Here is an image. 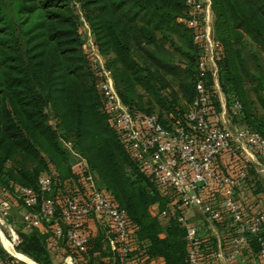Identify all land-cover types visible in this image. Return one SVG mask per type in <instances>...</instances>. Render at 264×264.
Here are the masks:
<instances>
[{
    "label": "trees",
    "instance_id": "1",
    "mask_svg": "<svg viewBox=\"0 0 264 264\" xmlns=\"http://www.w3.org/2000/svg\"><path fill=\"white\" fill-rule=\"evenodd\" d=\"M210 2L213 33L223 50L218 60L220 87L227 101H240L236 113L240 124L264 136V120L254 110L255 102L264 109V74L257 52L250 49V58L260 69L254 73L243 48L248 36L264 50V0ZM76 3L126 104L147 112L155 111L154 103L167 111H183L176 106L174 88L168 96L163 92L169 85L166 73L177 74L180 69L156 40L158 29L162 34L171 31L165 37L183 57L188 77L179 86L188 101L193 97L199 48L191 29L179 20L186 13L184 0H0V184L19 206L15 185L35 187L42 172L50 174L56 191H67L64 180L77 178L78 173L68 164L71 152L62 138L73 139L97 186L127 209L147 257L161 256L165 264H188L183 226L174 218L161 226L152 207L157 198L153 179L130 157L102 109L82 48L83 35L73 9ZM140 88L148 95L146 107L141 104ZM215 105L218 108V101ZM50 114L59 131L49 122ZM73 181L70 189L75 188ZM26 229L20 231L15 249L39 264H52L51 224ZM92 239L83 254L87 264H92L94 252L102 250ZM0 253L12 264L23 263L1 244Z\"/></svg>",
    "mask_w": 264,
    "mask_h": 264
},
{
    "label": "built area",
    "instance_id": "2",
    "mask_svg": "<svg viewBox=\"0 0 264 264\" xmlns=\"http://www.w3.org/2000/svg\"><path fill=\"white\" fill-rule=\"evenodd\" d=\"M184 3L186 13L179 20L191 29L193 43L199 48L194 94L186 109L170 112L169 118L161 119L157 112L139 110L121 99L112 69L103 59L85 19L83 51L102 109L130 157L141 171L151 176L157 187H170L176 192L179 204L171 203L158 214L169 219L175 217L184 227L188 264H264V210L244 213L235 194L247 172L243 166L224 172L219 164L229 161L228 157L234 160L239 149L258 163V158L264 157V136L245 124L225 126L212 119L218 60L223 50L213 33L210 0H184ZM230 105L234 113L241 109L237 98L232 99ZM62 141L77 158L71 168L79 174V185L61 195L56 191L52 197L55 185L46 172L38 175L35 187L15 185L25 227L42 228L49 222L53 238L48 239V246L54 252L56 239L64 237L72 248L65 257L68 264L84 261L83 254L95 237L94 221H99L105 229L102 250L94 252L92 264H165L161 256L147 257L127 209L97 186L86 158L76 149L72 150L64 138ZM198 181L203 184H197ZM215 191L221 195L220 208L212 206L211 197ZM7 196H10L9 190L0 184L1 223L13 205ZM197 204L211 220H219L223 210L232 218L234 231L223 243L202 242L199 226L188 220L189 209ZM7 225L12 242L17 244L20 235L11 223ZM249 236L257 246L254 256H247L243 251ZM22 261V264H29ZM0 264L12 263L0 256Z\"/></svg>",
    "mask_w": 264,
    "mask_h": 264
},
{
    "label": "rangeland",
    "instance_id": "3",
    "mask_svg": "<svg viewBox=\"0 0 264 264\" xmlns=\"http://www.w3.org/2000/svg\"><path fill=\"white\" fill-rule=\"evenodd\" d=\"M73 9H74L75 14L77 15V20L79 23V29L82 30V34L85 36V32H84L85 30L84 29H85L86 25L83 21L84 18H83L82 14L79 10L78 3L73 4ZM86 30H87V27H86ZM167 32H171V31H167ZM166 33L162 34L161 30H159V29L156 30L155 31L156 40L159 41L161 44H163L164 48L168 50L167 54L169 55L170 59L172 60V63L176 66V68H179L181 71L179 70V72L177 74L173 73V72L166 73V78H167L169 85L165 90H163V92L165 93V96H168L169 90L171 88H174L177 92L176 106L178 108H181L184 110L188 106L189 101L187 100V97H186V94L184 93V90L180 88L179 82H180V80L187 82L188 77L186 76L185 71H183V68H184L183 67L184 66L183 57L181 56L179 51H177L173 47V45L171 44L169 39H167L165 37ZM172 36H173L176 43L181 44L182 41L177 35L173 34ZM243 42H244L243 43L244 44V46H243L244 53L247 57H249L250 64L252 67V71L254 73H257L260 69L256 68L255 61H252V57L250 58V49L257 52L258 61L260 63V68H261L262 73L264 74V50H262L260 47L256 46V44H254L249 39L248 36H244ZM146 48L152 49L153 47L152 46H146ZM103 59L107 60L106 56L103 55ZM250 80H251V78H250ZM249 88H250V85H249ZM140 91H141V104H142V106L146 107V106H148V104L146 103L148 95H146L142 91L141 88H140ZM215 94H216V92H215ZM250 95L252 97H254V92L250 91ZM216 96L214 97V99H215L214 102H217ZM223 103L225 104L226 112L232 114L233 110L231 108L230 101H227V97H225V99H223ZM152 105H153L152 107L155 109V111L161 113V117L163 119L169 118L170 117L169 113L173 112L170 110L167 111L166 108H162V107L156 105L155 103ZM218 109H219V106L217 108L215 105L214 113L217 114L219 111ZM254 110L258 114V116H260V118H262L264 120V109L261 107L260 104H258V102H255ZM233 116L236 117L235 119H233L235 123H242L241 121H239L236 114L233 113ZM49 122L55 128L57 127L56 120L52 116V114L49 115ZM57 130L59 131V127H57ZM64 140L66 142L70 143L69 147L72 148V150L76 149L79 152V150L75 146V143L73 142V139L64 138ZM70 155L71 156L68 160V164L71 167L73 164L74 165L76 164L77 158H75V156H73L71 153H70ZM228 158H229V161H227V162H221V161L219 162L222 171L226 172L228 169H233V168L236 169L235 167L239 168V166H243V168L247 172L246 177L237 186L236 191H235L236 197L238 198V200H240V202L242 204V209H243L244 213L248 214V213L256 212L257 210H261V209L264 210V157L258 158L259 162L257 163L253 159H250V156L246 152L239 149V153L234 160H232V157H228ZM228 165H232V166L228 167ZM77 178H76V176H73V178H71L70 176L67 177L63 182V184H65L67 187L66 189L69 190L71 188L69 186L71 184V181H73V180H74L73 186L78 187V185H79V182H78L79 174L77 175ZM152 189L153 190L155 189L154 191L157 192V198L153 202L152 207H153L154 211L156 212L155 214L158 217L161 226L165 227L168 224V222L170 221V219L171 218L175 219V217L171 216V218L169 219V217H163V216L159 215L158 213H159V210L166 208L171 203H173L175 205L179 204L176 192L170 187L162 188V187H156L155 185L154 186L152 185ZM58 191L60 192L59 195H61V193H63V192H66L65 190H63L61 192L60 189ZM206 191H208V189ZM57 192L55 189V191H53V193L50 195H52V197H55ZM220 197H221V195H220L219 191H215L213 193V195L211 197V202H212V206L214 208H220V200H221ZM7 198L9 200H11L13 205L11 206V208L9 209V212L7 213L6 219L4 220V223L0 222V228L2 229L4 234L7 236V238L12 243L11 233L8 229L7 223H11L14 227L17 225H20L19 229L17 230L18 234L20 233V231H23V232L27 231V229H26V227L23 226V223L20 220L19 203H17L16 201H13V198L11 196H7ZM221 212H222V214H221V218L219 220H211L207 217V214L203 212L200 204L194 205L189 209L188 220L190 222H194L196 225L199 226L200 234H201L202 239H203L202 242H204V243L212 242L213 244L223 243L225 240H227L229 238L230 234L234 231V223L232 221V218L229 216V214L226 211L223 210ZM61 224H62V222H61ZM93 224H94L93 229L96 231L95 237L97 235H101V236L96 237V239L93 238L92 241H96L94 245H96V244L102 245V243H104V241L102 242L101 239H102V234L104 232L105 227H103V225L99 221H94ZM262 231H264V224L262 226ZM184 234H185V230H184ZM160 235H162V236L164 235V230L160 231ZM12 244L14 245V243H12ZM55 244L57 247H55L54 252L52 253L50 251V254L52 255V264H68V263H66L65 257L68 253H71L72 248L66 242V239L64 237H61L59 240H57V242ZM256 250H257L256 243L254 242L252 237L249 236L247 239L246 246L243 250L244 254L247 256H254L256 253ZM8 252H10V251H8ZM0 256H2V253H0ZM85 263L86 262H82V261L80 262L79 260H77V262L75 264H85Z\"/></svg>",
    "mask_w": 264,
    "mask_h": 264
},
{
    "label": "crops",
    "instance_id": "4",
    "mask_svg": "<svg viewBox=\"0 0 264 264\" xmlns=\"http://www.w3.org/2000/svg\"><path fill=\"white\" fill-rule=\"evenodd\" d=\"M215 92L217 95L216 97L218 101L219 111L217 114L214 113L212 115V119L221 125L232 126V124L235 123L233 119H235L236 117L233 116L234 111H232V114L226 112L225 104L223 103V99H225V94L220 87L219 81L215 83ZM250 159L252 158L250 157ZM51 252L53 253V250H51Z\"/></svg>",
    "mask_w": 264,
    "mask_h": 264
},
{
    "label": "bare ground",
    "instance_id": "5",
    "mask_svg": "<svg viewBox=\"0 0 264 264\" xmlns=\"http://www.w3.org/2000/svg\"><path fill=\"white\" fill-rule=\"evenodd\" d=\"M12 241V240H11ZM0 243L1 245L10 251L12 254H14L16 257L21 258L25 260L29 264H39L35 260H33L31 257L28 255L22 253L21 251L15 249L14 245L10 242V240L7 238V236L4 234L2 229L0 228Z\"/></svg>",
    "mask_w": 264,
    "mask_h": 264
},
{
    "label": "water",
    "instance_id": "6",
    "mask_svg": "<svg viewBox=\"0 0 264 264\" xmlns=\"http://www.w3.org/2000/svg\"><path fill=\"white\" fill-rule=\"evenodd\" d=\"M197 184H199V185H201V184H203V182L202 181H198L197 182ZM10 253V252H9ZM11 254V253H10ZM11 255H13V256H15L14 254H11ZM16 257V256H15ZM18 258V257H17ZM20 260H23V259H21V258H19Z\"/></svg>",
    "mask_w": 264,
    "mask_h": 264
}]
</instances>
